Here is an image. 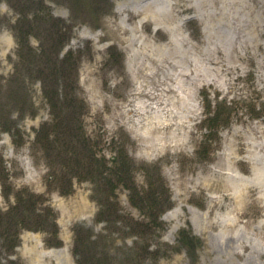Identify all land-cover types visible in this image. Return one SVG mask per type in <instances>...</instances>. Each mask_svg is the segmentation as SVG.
Wrapping results in <instances>:
<instances>
[{
    "label": "rangeland",
    "instance_id": "obj_1",
    "mask_svg": "<svg viewBox=\"0 0 264 264\" xmlns=\"http://www.w3.org/2000/svg\"><path fill=\"white\" fill-rule=\"evenodd\" d=\"M70 53L76 105L62 101L56 120L36 77ZM223 102L228 119L212 134L207 104ZM3 110L16 128L0 129V210L35 195L51 227L14 215L19 244L4 250L0 236V264H77L83 229L93 241L84 264L120 261L137 237L99 220L102 194L87 173L91 155L113 168L121 151L140 189L157 177L171 198L147 264H264V0H0ZM76 127L83 144L70 143ZM114 187L119 213L142 220L128 189ZM183 228L203 242L195 263L177 246Z\"/></svg>",
    "mask_w": 264,
    "mask_h": 264
},
{
    "label": "trees",
    "instance_id": "obj_2",
    "mask_svg": "<svg viewBox=\"0 0 264 264\" xmlns=\"http://www.w3.org/2000/svg\"><path fill=\"white\" fill-rule=\"evenodd\" d=\"M54 36H57V40L60 44L63 42L65 37L55 32L52 33ZM23 40V39H22ZM21 45H24V40L20 41ZM54 57V56H53ZM51 57L46 60L44 66H42V71L49 70L51 71L48 75L40 74L36 77V80H39L43 87V94L46 97L48 103L53 109L54 119H58L60 111H57L60 108V103L64 101L70 107H67L66 110H70L71 105H76L73 98L70 95V78L67 74L73 67L71 53L66 55L62 61L58 62L57 59ZM59 63V68L57 65ZM52 69V70H51ZM58 69L57 71H54ZM54 71V72H53ZM67 71V72H66ZM61 85L62 91L58 93L57 86ZM62 97V98H61ZM208 99V98H207ZM210 103V101H209ZM223 103H217L215 110L211 109V104H207L206 108V118L203 121L204 127L210 129L212 133L213 129L225 124V121L228 119L229 107L223 106ZM75 111V109H74ZM71 113V111H70ZM230 113V111H229ZM62 117L63 114H60ZM227 124V122H226ZM16 125L10 121V111L9 113L5 110L0 112V129L2 132H8L13 134ZM71 130V129H70ZM45 127L40 130L39 136L45 138L47 143H49L50 136L46 134ZM75 131V132H74ZM72 133H70V143H79L83 144V139L78 135L79 128L76 127ZM62 132V131H61ZM46 134V135H45ZM59 134L57 131L52 133L53 138L57 137ZM213 134V133H212ZM211 135V134H210ZM41 137V139H42ZM82 139V140H81ZM81 140V141H80ZM38 141H40L38 139ZM79 142V143H77ZM119 155L113 160L114 167H108L107 161L103 160L102 162L94 160V155L90 156V169L87 173L94 177V181L97 185V192L102 194L100 200V211H99V220L106 222L108 227H115L119 229L122 233L127 235H134L137 237L136 245L125 253L120 259V261L114 262V264H147V261L150 258L158 257L160 254L161 248L156 246V249L151 250L152 240L156 237L160 229L164 228V223L161 220L162 213L171 206V198L166 186L164 188L163 180L153 179L156 184L148 185L145 189H140L133 177L134 166L133 162L124 154L123 151L118 152ZM75 157L78 156L74 153ZM76 170L75 168H71ZM0 181L3 186L5 196L9 198L7 194V183H8V174L7 170L3 167V157L0 155ZM104 189H103V187ZM117 185H123L129 191V202L131 206L138 209L143 214V219L138 221L121 215L115 206V201L113 195L115 193V187ZM35 195H30L28 200H23L21 197H16L17 202L8 212H1L0 210V236L2 238V247L4 250L13 251L14 248L19 244V235L18 227L20 223H25L27 221H35L37 227L35 229H45L46 226L51 227L46 214H43L36 208L32 206L35 203ZM4 215V216H2ZM20 216L21 221L16 225L13 221V216ZM6 221H3L5 220ZM3 222H6L7 225L3 226ZM129 223V224H128ZM118 225V227H117ZM54 237L56 238L57 226L56 223H52ZM17 228V230H16ZM84 229L81 232L77 231L76 246L74 248L73 254L76 256L77 264H84L82 258L87 256L90 251L88 250L93 244L91 242V235H83L86 233ZM178 248L183 249L189 255L193 263L196 262L198 256L197 252L203 246L202 240L195 236L189 229H181L178 234ZM59 240H57L55 245H59ZM130 252V253H129ZM95 255V254H94ZM96 256V255H95ZM118 259V258H116ZM97 264H101L98 260ZM11 264H14L12 262Z\"/></svg>",
    "mask_w": 264,
    "mask_h": 264
},
{
    "label": "bare ground",
    "instance_id": "obj_3",
    "mask_svg": "<svg viewBox=\"0 0 264 264\" xmlns=\"http://www.w3.org/2000/svg\"><path fill=\"white\" fill-rule=\"evenodd\" d=\"M237 242L236 240L232 239V240H229L225 243V247L229 248V247H233V245H235ZM255 252H258L257 250H254Z\"/></svg>",
    "mask_w": 264,
    "mask_h": 264
}]
</instances>
